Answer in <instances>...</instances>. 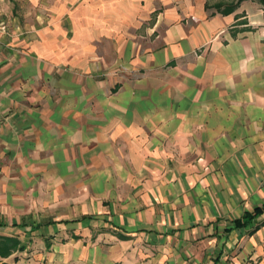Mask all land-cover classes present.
Here are the masks:
<instances>
[{"label":"crops","instance_id":"1","mask_svg":"<svg viewBox=\"0 0 264 264\" xmlns=\"http://www.w3.org/2000/svg\"><path fill=\"white\" fill-rule=\"evenodd\" d=\"M206 5L0 0V264H264V9Z\"/></svg>","mask_w":264,"mask_h":264},{"label":"trees","instance_id":"2","mask_svg":"<svg viewBox=\"0 0 264 264\" xmlns=\"http://www.w3.org/2000/svg\"><path fill=\"white\" fill-rule=\"evenodd\" d=\"M243 1H250V0H238L234 5L225 7L224 9H221L220 5H218L216 6L217 9H215V11L218 13H222V14H230ZM251 1H255L258 5H260L264 9V0H251ZM207 5H208V1H207ZM255 216L256 214H250V213L245 214L242 221L236 222V226L242 227V226L250 224V222H252ZM16 250H22V247H20V243L18 242L16 238L0 236V258H7Z\"/></svg>","mask_w":264,"mask_h":264},{"label":"rangeland","instance_id":"3","mask_svg":"<svg viewBox=\"0 0 264 264\" xmlns=\"http://www.w3.org/2000/svg\"><path fill=\"white\" fill-rule=\"evenodd\" d=\"M208 5L210 6V10L215 11L217 9L216 6L220 5L221 9H224L225 7L234 5L238 0H207ZM259 6L255 1H243L240 4V13L241 15H250L252 13L259 14ZM28 255V253H27ZM24 256V259L27 260L28 256ZM29 259V258H28Z\"/></svg>","mask_w":264,"mask_h":264},{"label":"clouds","instance_id":"4","mask_svg":"<svg viewBox=\"0 0 264 264\" xmlns=\"http://www.w3.org/2000/svg\"><path fill=\"white\" fill-rule=\"evenodd\" d=\"M241 71H245V68H244V66L242 65L241 66V69H240Z\"/></svg>","mask_w":264,"mask_h":264}]
</instances>
